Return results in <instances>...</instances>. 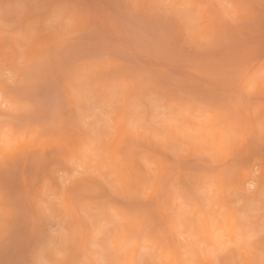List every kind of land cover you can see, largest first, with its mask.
<instances>
[{"label": "clouds", "instance_id": "1", "mask_svg": "<svg viewBox=\"0 0 264 264\" xmlns=\"http://www.w3.org/2000/svg\"><path fill=\"white\" fill-rule=\"evenodd\" d=\"M0 264H264V0H0Z\"/></svg>", "mask_w": 264, "mask_h": 264}]
</instances>
